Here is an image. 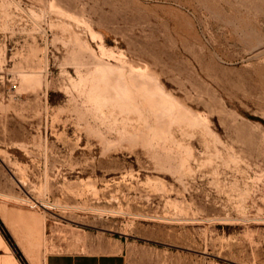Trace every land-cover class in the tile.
I'll return each mask as SVG.
<instances>
[{"label":"rangeland","instance_id":"374dc122","mask_svg":"<svg viewBox=\"0 0 264 264\" xmlns=\"http://www.w3.org/2000/svg\"><path fill=\"white\" fill-rule=\"evenodd\" d=\"M2 206L46 253L264 264V0H0Z\"/></svg>","mask_w":264,"mask_h":264},{"label":"crops","instance_id":"0c3cea01","mask_svg":"<svg viewBox=\"0 0 264 264\" xmlns=\"http://www.w3.org/2000/svg\"><path fill=\"white\" fill-rule=\"evenodd\" d=\"M2 211L0 218L7 233L0 227V264H149L145 248L122 239L106 240L96 247H63L46 253L45 221L38 212L5 206Z\"/></svg>","mask_w":264,"mask_h":264},{"label":"bare ground","instance_id":"6f19581e","mask_svg":"<svg viewBox=\"0 0 264 264\" xmlns=\"http://www.w3.org/2000/svg\"><path fill=\"white\" fill-rule=\"evenodd\" d=\"M131 84V83H130ZM135 93V92H134ZM140 93V92H139ZM148 94V93H147ZM170 100V99H169ZM151 104V103H150ZM167 108V107H166Z\"/></svg>","mask_w":264,"mask_h":264}]
</instances>
